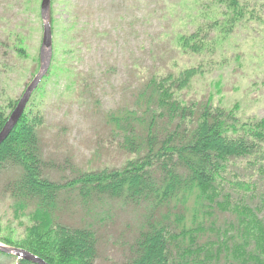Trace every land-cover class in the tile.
<instances>
[{"label": "trees", "instance_id": "1", "mask_svg": "<svg viewBox=\"0 0 264 264\" xmlns=\"http://www.w3.org/2000/svg\"><path fill=\"white\" fill-rule=\"evenodd\" d=\"M211 1L233 8L231 19L242 15L238 0ZM219 24L200 23L178 37L180 47L199 53L203 28ZM165 65L141 74L124 104L101 115L131 156L119 166L55 179L63 175L44 154L43 117L24 110L0 144V194L30 223L18 247L50 264H98L103 246L118 248L104 264H264V117L241 119L211 98L183 100L177 92L200 68ZM14 107L0 106V130ZM125 206L132 227L116 247L105 216Z\"/></svg>", "mask_w": 264, "mask_h": 264}, {"label": "rangeland", "instance_id": "2", "mask_svg": "<svg viewBox=\"0 0 264 264\" xmlns=\"http://www.w3.org/2000/svg\"><path fill=\"white\" fill-rule=\"evenodd\" d=\"M40 2L0 0L3 108L9 101L17 104L40 68ZM237 6L242 15L231 19L233 8L227 12L211 0H51L52 58L25 111L43 117L44 154L63 175L54 178L119 166L131 157L112 142L101 115L121 107L128 88L156 65L166 64L174 72L200 68L177 92L183 100L211 98L214 106L232 108L241 119L263 118L264 0H238ZM214 21L220 24L203 28L207 46L202 51L180 47V35ZM121 209L126 212L118 215L111 209L105 216L114 222L109 236L116 247L133 222L129 207ZM29 224L25 215L14 216L10 200L0 194V243L18 247ZM108 248L103 246L98 264L118 249ZM15 263L0 256V264Z\"/></svg>", "mask_w": 264, "mask_h": 264}, {"label": "water", "instance_id": "3", "mask_svg": "<svg viewBox=\"0 0 264 264\" xmlns=\"http://www.w3.org/2000/svg\"><path fill=\"white\" fill-rule=\"evenodd\" d=\"M51 0H41L40 2V17L42 20V40L40 45V68L33 78V80L30 82V84L27 86L25 91L23 92L22 96L18 100L15 107L11 110V112L8 115V118L0 130V144L6 139V137L9 135V133L12 131V129L15 127V125L18 123L19 119L24 113L26 104L28 103V100L30 98L31 92L35 89V87L38 85L42 77L47 73L53 48H52V30L51 25L49 22V4ZM0 252L6 253V254H12L16 256L20 260H26L33 264H50L40 256L30 252L29 250L21 247H15V246H9L0 243Z\"/></svg>", "mask_w": 264, "mask_h": 264}]
</instances>
